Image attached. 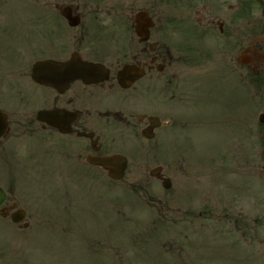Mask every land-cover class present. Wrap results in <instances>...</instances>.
I'll return each mask as SVG.
<instances>
[{
  "label": "flooded vegetation",
  "instance_id": "obj_1",
  "mask_svg": "<svg viewBox=\"0 0 264 264\" xmlns=\"http://www.w3.org/2000/svg\"><path fill=\"white\" fill-rule=\"evenodd\" d=\"M139 1L152 22L140 36L110 0H0V220L9 243L25 247L26 263L34 247L74 260L79 223L102 204L97 183L105 202L111 194L89 160L134 152L137 167L159 156L182 174L170 180L171 209L196 234L188 247L215 218L220 264H264V163L253 145L243 161L220 151V0ZM111 8L114 18L103 17ZM56 216L61 229H29Z\"/></svg>",
  "mask_w": 264,
  "mask_h": 264
},
{
  "label": "rangeland",
  "instance_id": "obj_2",
  "mask_svg": "<svg viewBox=\"0 0 264 264\" xmlns=\"http://www.w3.org/2000/svg\"><path fill=\"white\" fill-rule=\"evenodd\" d=\"M110 1L112 3L111 6L115 9L118 8L117 6L121 7L122 5L126 15H130L142 6L139 0ZM220 7V19L225 23L224 27L227 26L228 28V31L224 33V37L222 38L225 40L228 39L231 44L234 42L231 50L225 49V58L220 63V83L222 84L220 85V138L222 137L220 145L223 147L222 152H224L228 159L229 156H234L235 153H239L240 160L243 161L249 146L253 145V137L257 142H260L264 136V129L259 127L257 122L258 114L264 111V87L263 89L261 86H256L257 88H255L253 85L248 84L249 74L254 71V68L243 67L237 64L236 56L247 45L254 42L255 38L262 39L264 37V0H220ZM243 7H250V12H245L246 9L242 10ZM113 8L109 9V13L106 15L103 14L102 16L114 18L115 10ZM257 45H261L264 49V41L257 43ZM238 80H240L239 86L237 84ZM243 84L247 85V87L244 88ZM235 97H239L240 99L235 100ZM249 133L253 136L251 137ZM255 145L257 148L256 162L258 164L264 163V160L259 159V154L261 156L260 146L256 142ZM230 146L232 150L229 155L226 148ZM127 155L130 158L129 168L126 171L124 179L119 183L117 182V185L113 183V186L112 184L111 194L106 202L104 199V188H102V204L96 207L93 213L90 212V217L83 218L82 222L85 225L82 224L81 228L76 232L77 243L74 249V261H69L65 254L64 258L62 257L60 260H48V256H45L34 247L33 255L29 257L33 258L26 263L24 261L25 247H13L9 243V239L7 238L9 230L6 228V226L8 227V223L0 220V264H155V259L159 251L155 244L156 241L158 246H161L160 248L165 249L169 245H172L171 238H174L173 232L174 234L176 232L175 242L179 247L185 243V239L182 238L183 235L181 237L178 235L179 232L182 233L185 231V235H196L195 232H190V229H180L179 227L181 225H178V223H176L177 229H167L170 226L169 223L165 224V222L171 218L169 209L171 208L172 192L170 194L169 190L164 191L154 181L147 180L149 178V169L157 164L165 168V174L172 181L173 179L174 181L181 180L183 178L182 174L170 168L167 158L158 156L157 162L150 160L148 168H146L145 166L147 164H143L142 167L136 166L137 154L128 152ZM152 157L153 155H151ZM233 160L237 163V159L226 162L224 166L226 172L235 170L233 168L235 166L232 162ZM0 179L3 181L1 175ZM145 180L148 182V185H144L147 188L146 195H143L142 192L140 193L143 197H136L134 195L138 194L137 192L128 191V189L132 190L131 187L137 189L138 186L140 187L141 184H144ZM154 195L163 199L160 203H164L167 206V211L157 214L147 206L148 204H151L149 206H153L155 203L153 199L148 198ZM161 215L165 217L164 221L159 220V216ZM99 216H104L105 218L101 221ZM179 218L180 216L176 217L178 222L180 220ZM39 220L42 225L33 221L32 223L30 222L29 229H35V226H43V229H61L63 225V219L57 216L40 218ZM93 221L95 222L93 223ZM210 226H212L211 223L209 226L206 223L205 228H203L205 237H208V244L210 246L219 245L220 243L216 235L218 228H209ZM156 227H159V230L155 232L154 229ZM76 229L78 228L76 227ZM200 229L199 227L197 228L198 231ZM152 230L153 233L148 235ZM90 233L96 234L97 238L102 240V244H94L93 241L89 242L87 235ZM141 234L150 236V238H147L150 241L147 245L138 243L137 239ZM213 236L215 237L213 238ZM106 238L108 242L105 248L104 241ZM191 240L196 243L195 246L207 242L206 239H201L200 236L194 237ZM166 241L170 244L163 245ZM65 246L67 248L64 250L72 253L68 249L67 243ZM87 248H91L93 253L95 250H99L105 256L106 261L97 262L91 260L92 258L89 259L92 255L87 252ZM206 251L208 252V249ZM208 255H214V252L209 249V253L206 256ZM10 257L16 258V263L10 260ZM71 257H73L72 254ZM85 257L87 259H82ZM211 263L220 264L219 261Z\"/></svg>",
  "mask_w": 264,
  "mask_h": 264
},
{
  "label": "water",
  "instance_id": "obj_3",
  "mask_svg": "<svg viewBox=\"0 0 264 264\" xmlns=\"http://www.w3.org/2000/svg\"><path fill=\"white\" fill-rule=\"evenodd\" d=\"M242 58L243 57H241V59ZM73 65H74V63H73ZM66 71H70V67H67ZM258 121L260 123H264V113H261L258 116ZM98 162L103 169L108 171V176L110 178L118 180V179H121L123 177L124 171L126 169V162H125L124 158L119 157V156H112L109 158H104L103 160H99ZM167 182H168V180H165L164 185H163L166 189L169 187ZM3 199H4V194L0 190V203L3 201Z\"/></svg>",
  "mask_w": 264,
  "mask_h": 264
}]
</instances>
